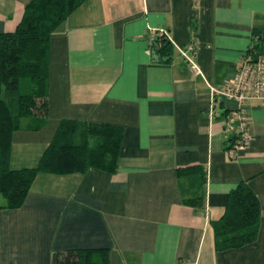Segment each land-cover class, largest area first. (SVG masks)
Instances as JSON below:
<instances>
[{
  "label": "crops",
  "instance_id": "0c3cea01",
  "mask_svg": "<svg viewBox=\"0 0 264 264\" xmlns=\"http://www.w3.org/2000/svg\"><path fill=\"white\" fill-rule=\"evenodd\" d=\"M31 1L0 0V34ZM163 29L176 47L165 63L147 41ZM53 33L49 116L13 134L11 168L37 167L60 124L76 121L123 127L119 169L40 173L21 208L0 209V264H60L80 249L107 264H264V100L211 93L250 48L264 56V0H87ZM191 44L199 74L179 51ZM237 109L251 143L231 160ZM192 166L203 185L179 181ZM240 184L259 198L257 238L217 250L213 223ZM196 196L204 205L184 203Z\"/></svg>",
  "mask_w": 264,
  "mask_h": 264
},
{
  "label": "trees",
  "instance_id": "16d2710c",
  "mask_svg": "<svg viewBox=\"0 0 264 264\" xmlns=\"http://www.w3.org/2000/svg\"><path fill=\"white\" fill-rule=\"evenodd\" d=\"M85 1L32 0L25 6L16 31L0 34V195L6 200L0 209L21 208L32 182L40 173L66 175L101 169L112 174L119 169L123 127L76 121L60 124L37 167L11 168L13 134L28 125L35 124L38 129L49 116V40L60 24ZM147 41L149 51L158 57V62L172 60L176 47L171 35L152 30L147 34ZM256 51L250 48L248 52ZM177 177L179 181L194 179L199 185L205 181L200 166L180 168ZM229 198L225 215L213 223L217 250L252 244L258 235L261 208L253 190L240 184ZM183 200L191 207L202 206L205 202L202 196ZM93 253L86 249L69 251L60 264H107L104 259L94 258Z\"/></svg>",
  "mask_w": 264,
  "mask_h": 264
},
{
  "label": "built area",
  "instance_id": "2783aa9c",
  "mask_svg": "<svg viewBox=\"0 0 264 264\" xmlns=\"http://www.w3.org/2000/svg\"><path fill=\"white\" fill-rule=\"evenodd\" d=\"M167 34L165 29L162 30ZM186 62H188L194 73L199 74L200 69L194 61L196 53L193 44L179 50ZM236 73L233 78L226 79L220 88H212L213 96H220L230 100H237L240 103L247 100H264V56L255 53H245L240 59ZM229 123L238 136V143L226 149L229 159H237L238 151L248 149L251 143V136L248 129V117L245 116L242 109H237L230 116Z\"/></svg>",
  "mask_w": 264,
  "mask_h": 264
},
{
  "label": "rangeland",
  "instance_id": "374dc122",
  "mask_svg": "<svg viewBox=\"0 0 264 264\" xmlns=\"http://www.w3.org/2000/svg\"><path fill=\"white\" fill-rule=\"evenodd\" d=\"M1 203H6V200H5V198L3 196L0 195V204Z\"/></svg>",
  "mask_w": 264,
  "mask_h": 264
}]
</instances>
